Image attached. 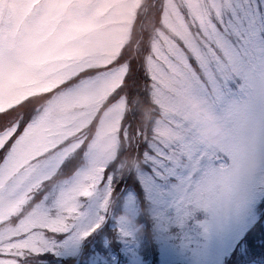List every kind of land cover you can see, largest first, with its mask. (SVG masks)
<instances>
[{
	"label": "rangeland",
	"instance_id": "obj_1",
	"mask_svg": "<svg viewBox=\"0 0 264 264\" xmlns=\"http://www.w3.org/2000/svg\"><path fill=\"white\" fill-rule=\"evenodd\" d=\"M142 1L57 0L60 7L54 13L65 34L44 42L38 49L24 37L21 25L30 23L34 36L42 34L43 22L30 21L28 15L39 0H22L28 8L20 24L0 21V111L60 85L83 69L91 67L97 72L71 89L56 93L0 166V246L15 245L35 251L40 239L46 237L41 228L56 231L75 218L82 206L90 207L102 222L112 203L113 188L129 176L139 182L142 194L137 196L131 191L122 197L124 213L116 222L106 223L115 227L113 233L118 237H129L128 241L121 239L128 253L126 264H133V255L139 257L140 264H223L256 221L257 204L264 198V165L242 186L232 180L229 170L244 154L264 158V37H240L224 29L219 34H206L198 10L207 8L214 14L213 4L227 8L231 0H146L141 4ZM150 5L154 7L151 10L157 11L153 13L160 15L159 26L154 27L153 20L143 23L141 12ZM138 7L141 18L135 20ZM77 20L93 23V33L80 35ZM259 23L258 20L257 29ZM123 47L127 58L118 63ZM187 52L206 81L196 75ZM133 53L142 61L128 81L132 80L136 88L143 80L144 95L131 100L125 89L118 102L100 109L109 94L124 82ZM146 77L151 79L150 97L144 84ZM185 91L195 94L218 116L224 129L219 143L202 142L192 129L178 102L179 94ZM155 105L161 106L162 117L152 120L149 116ZM100 110L95 132L82 136L81 132ZM126 110L123 142L128 153L120 159L118 130ZM14 126L0 134V146ZM152 133H156L158 143L156 154L151 157L162 162V177L174 175L177 179L171 184L166 181V207L151 194L144 172L138 173L135 167L138 158L134 156L145 157L138 152L139 144L146 143ZM73 136L69 144L64 142ZM87 138L85 165L69 181L53 186L36 208L17 219V223L9 220L12 214L22 212L28 193L53 175L66 157L76 154L77 147ZM57 147L60 149L49 159L29 163ZM168 153L172 154L171 162L166 165ZM111 162L114 172L102 184L104 169ZM210 179L215 187L210 188ZM209 190L211 197L206 195ZM83 195L89 198L88 202L80 201ZM119 200L122 199L114 202ZM138 215L143 221L141 226L135 223ZM145 217L154 225L157 252L144 262L137 251L136 234L142 227L144 231ZM189 226L193 229L190 244L161 240L165 229ZM207 232L209 239L205 243L202 235ZM21 234L27 235L21 239ZM100 259L88 264H99ZM63 263L76 261L68 257Z\"/></svg>",
	"mask_w": 264,
	"mask_h": 264
},
{
	"label": "snow or ice",
	"instance_id": "obj_2",
	"mask_svg": "<svg viewBox=\"0 0 264 264\" xmlns=\"http://www.w3.org/2000/svg\"><path fill=\"white\" fill-rule=\"evenodd\" d=\"M212 8L215 9L214 14L207 8L198 10L201 27L206 34H219L220 29H224L225 31L232 30L240 37H251L253 35L264 37V0H260V3H255L254 0H231L227 8H221L215 4L212 5ZM258 20L260 23L257 29ZM161 163H157L155 158L150 157L145 152V168L147 169L143 173L145 183L151 186V194L161 206L166 207L168 201L164 189L167 185L161 181V175L164 172ZM125 185L129 188L136 187L137 190L141 187L134 177L129 176L122 178L115 190L119 192L120 188ZM106 220L107 217L100 222L93 215L90 207L84 208L82 206L78 210L77 216L66 221L64 226L57 229L51 237L41 238L35 251L30 248L16 247L15 245L0 246V264H29V261L36 258H39L37 264H41L44 259L49 260V264H57V261L51 260L50 256H55L62 261L67 260L68 257H73L76 264H80L83 256L81 246L89 237L93 236V233H96V236L93 237V240H95L107 231ZM147 229L148 225L145 222V232H147ZM192 236L193 229L191 226L187 228L173 227L170 231L168 229L163 231L161 240L165 242L182 240L185 244H190ZM202 238L207 243L209 232L203 234ZM121 239L128 241L129 237L125 234ZM130 260L133 264H140L139 257L136 255L131 256Z\"/></svg>",
	"mask_w": 264,
	"mask_h": 264
},
{
	"label": "clouds",
	"instance_id": "obj_3",
	"mask_svg": "<svg viewBox=\"0 0 264 264\" xmlns=\"http://www.w3.org/2000/svg\"><path fill=\"white\" fill-rule=\"evenodd\" d=\"M60 7L57 0H39L28 13L30 21L43 22L42 34L33 35L30 23L21 25L22 34L30 40L35 48H39L46 41L63 38L64 30L58 22L54 10ZM28 5L22 0H0V21L13 26L20 24ZM77 31L80 35L87 36L93 33L95 25L87 20H77ZM179 107L186 118L191 122L192 129L204 143L217 144L224 136V129L214 111L203 103L195 94L185 91L178 96ZM264 165V158L256 154H244L238 162L229 170V176L238 185L242 186L249 181L255 173ZM215 187V182H207ZM209 197L212 191L206 192Z\"/></svg>",
	"mask_w": 264,
	"mask_h": 264
},
{
	"label": "trees",
	"instance_id": "obj_4",
	"mask_svg": "<svg viewBox=\"0 0 264 264\" xmlns=\"http://www.w3.org/2000/svg\"><path fill=\"white\" fill-rule=\"evenodd\" d=\"M151 8H154V7L151 5L150 9H148L149 11L144 13V24L146 23V21H148L152 17H155L156 19H158L160 16L159 13L154 14L153 12H157V11H155V9L151 10ZM145 9H147V8H145ZM150 10H151V12H150ZM123 54L125 56H127L126 52H124ZM141 58H136V56L133 53V59L131 61H129L130 77H131V75H133V72L136 70L137 65H139V61H142ZM148 80H149V78L146 77V83H144V84L146 85V92H148L149 97H150L151 92L149 91L150 89H148ZM142 82H143V80L141 81V83ZM141 83L138 84L135 88L134 82L129 79V81L127 82V87H126V96L129 99L135 100V99L139 98L141 95H144V86L142 88ZM137 89H141V90H137ZM45 98H46L45 95L33 97V98H30L29 100L25 101L21 105L17 106L16 108H13V109L8 110V111L0 112V128H1V126L8 127V126L12 125L13 123H18L21 125L24 124L25 122H27V120L30 118V116L34 113V111L41 106V104L44 102ZM151 106H152V104H151ZM136 107H137V105H136ZM152 109L153 110L150 112V116H149L150 119L155 114V111H154L155 107H152ZM126 118L128 119V111L126 113L125 120L122 123L120 131H119V135L121 138V144H122V148L120 150V156H119L120 159L123 157H126V155L128 153V150L126 149V144H125V142H123L124 141L123 140V133H124V129H125V121L127 120ZM139 146H140V149L138 150V152L141 153L144 144L140 143ZM124 172H125V174H127V170H124ZM259 234H261L259 237L263 236L264 231H261ZM150 238L152 239V236H150ZM64 264H66V263H64Z\"/></svg>",
	"mask_w": 264,
	"mask_h": 264
}]
</instances>
